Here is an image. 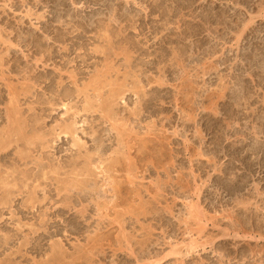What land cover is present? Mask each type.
Wrapping results in <instances>:
<instances>
[{"label":"rangeland","instance_id":"374dc122","mask_svg":"<svg viewBox=\"0 0 264 264\" xmlns=\"http://www.w3.org/2000/svg\"><path fill=\"white\" fill-rule=\"evenodd\" d=\"M151 263L264 264V0H0V264Z\"/></svg>","mask_w":264,"mask_h":264},{"label":"bare ground","instance_id":"6f19581e","mask_svg":"<svg viewBox=\"0 0 264 264\" xmlns=\"http://www.w3.org/2000/svg\"><path fill=\"white\" fill-rule=\"evenodd\" d=\"M61 2V1H60ZM63 5V4H62ZM67 5V4H66ZM72 131V130H71ZM22 133V132H21ZM15 134V133H14ZM23 137V136H22ZM26 138V137H25ZM17 141V140H16ZM29 157V156H28ZM22 164V163H21ZM28 164V163H27ZM41 164V162H40ZM27 166V165H26ZM25 179V178H24ZM189 252V251H188ZM179 254V253H178ZM174 255V254H173ZM152 264V263H151Z\"/></svg>","mask_w":264,"mask_h":264}]
</instances>
